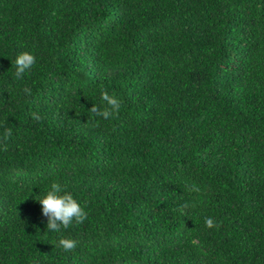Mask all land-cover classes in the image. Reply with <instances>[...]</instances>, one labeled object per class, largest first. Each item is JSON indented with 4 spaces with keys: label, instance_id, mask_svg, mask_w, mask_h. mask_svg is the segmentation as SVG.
Here are the masks:
<instances>
[{
    "label": "trees",
    "instance_id": "1",
    "mask_svg": "<svg viewBox=\"0 0 264 264\" xmlns=\"http://www.w3.org/2000/svg\"><path fill=\"white\" fill-rule=\"evenodd\" d=\"M0 264H264V0H0Z\"/></svg>",
    "mask_w": 264,
    "mask_h": 264
},
{
    "label": "clouds",
    "instance_id": "2",
    "mask_svg": "<svg viewBox=\"0 0 264 264\" xmlns=\"http://www.w3.org/2000/svg\"><path fill=\"white\" fill-rule=\"evenodd\" d=\"M36 63V57L29 52L25 51L20 53L15 60L16 65V77L22 79L25 72L32 69ZM24 92L31 95V90L24 89ZM102 101H104L108 107H105L102 111L93 105L89 109L90 113L95 116L108 119L113 115L119 113L122 102L115 96H109L105 91L102 93ZM36 121L41 120V117L36 113L31 114ZM8 131L6 136H10ZM198 191V189H196ZM42 206V212L47 217V231L59 233L62 229H68L72 226L73 222L76 224H82L87 219V213L84 207L74 198V196L66 191L60 183L53 182L50 190L46 195L37 200ZM205 225L208 228L219 227L215 224L212 218H205ZM65 251H73L77 246V241L73 239L61 238L58 242Z\"/></svg>",
    "mask_w": 264,
    "mask_h": 264
}]
</instances>
